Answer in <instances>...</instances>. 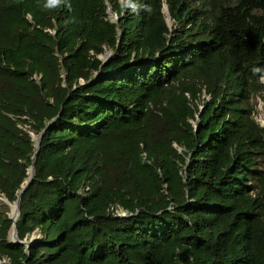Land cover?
Segmentation results:
<instances>
[{
    "label": "trees",
    "instance_id": "obj_1",
    "mask_svg": "<svg viewBox=\"0 0 264 264\" xmlns=\"http://www.w3.org/2000/svg\"><path fill=\"white\" fill-rule=\"evenodd\" d=\"M263 92L264 0H0V262L264 264Z\"/></svg>",
    "mask_w": 264,
    "mask_h": 264
},
{
    "label": "rangeland",
    "instance_id": "obj_2",
    "mask_svg": "<svg viewBox=\"0 0 264 264\" xmlns=\"http://www.w3.org/2000/svg\"><path fill=\"white\" fill-rule=\"evenodd\" d=\"M163 13H164V16H165L166 23H167L168 27H169L170 29H172V27H173V21H172V20L170 19V17H169V14H168V11H167L166 6H164V8H163ZM110 19H111L112 21H115V20H116L115 15L111 14V15H110ZM109 55H110V52L107 51L106 54H104V56L101 55L99 58H100L101 60H105L106 57L109 56ZM254 106H255L254 120H255L256 123L259 125V127H261V128L264 129V127L261 126V121L264 119V92H263V98H261V99L257 98L256 101H255ZM192 124L194 125V122H192ZM25 128H27V127H25ZM31 137H32V139H33V141H34V144H35V140H36L38 137H36V136L33 135V134H31ZM0 201H1V200H0ZM9 210H10V208H9ZM9 215H11V210H10V212H9ZM37 238H38L37 235H33V236H31V238H30L29 241L31 242L32 240H35V239H37ZM9 240H10L11 242H13V238L11 237V232H10V235H9ZM0 264H1V262H0Z\"/></svg>",
    "mask_w": 264,
    "mask_h": 264
},
{
    "label": "water",
    "instance_id": "obj_3",
    "mask_svg": "<svg viewBox=\"0 0 264 264\" xmlns=\"http://www.w3.org/2000/svg\"><path fill=\"white\" fill-rule=\"evenodd\" d=\"M116 18V17H115ZM39 143H40V137L37 138V143L35 145V148L38 149V146H39ZM31 169V178L30 180L25 184V186L22 188L17 200L13 203V204H10L5 198H1L0 200L5 203L6 205H8V207L10 208L11 210V215H10V219L13 221V226H12V229H11V233H13V242L16 243L18 242L17 241V234H16V226H15V222L19 216V202H20V198H21V195L23 194L24 190L26 189V187L32 182V179H33V176H34V169H33V166L30 167ZM13 207H15L16 209V217H15V220L13 218V213H12V209ZM27 247L30 246V242H24ZM5 262H1V264H4Z\"/></svg>",
    "mask_w": 264,
    "mask_h": 264
},
{
    "label": "bare ground",
    "instance_id": "obj_4",
    "mask_svg": "<svg viewBox=\"0 0 264 264\" xmlns=\"http://www.w3.org/2000/svg\"><path fill=\"white\" fill-rule=\"evenodd\" d=\"M261 126L264 127V119L261 121ZM36 143H37V139L35 140V145H36ZM28 177H29V180H30V178H31V169H29V171H28ZM0 199H1V197H0ZM12 213H13V218L15 220V217H16V209H15V207H13ZM11 237L14 238L13 233H11Z\"/></svg>",
    "mask_w": 264,
    "mask_h": 264
},
{
    "label": "built area",
    "instance_id": "obj_5",
    "mask_svg": "<svg viewBox=\"0 0 264 264\" xmlns=\"http://www.w3.org/2000/svg\"><path fill=\"white\" fill-rule=\"evenodd\" d=\"M116 214L117 215H120V216H124L125 214L123 213V212H121V211H116Z\"/></svg>",
    "mask_w": 264,
    "mask_h": 264
}]
</instances>
